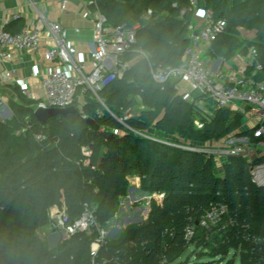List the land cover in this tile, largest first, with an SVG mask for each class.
Masks as SVG:
<instances>
[{
	"label": "trees",
	"instance_id": "obj_1",
	"mask_svg": "<svg viewBox=\"0 0 264 264\" xmlns=\"http://www.w3.org/2000/svg\"><path fill=\"white\" fill-rule=\"evenodd\" d=\"M240 1L214 0L215 17L225 19L227 25L211 42L213 52L227 57L237 50L247 54L255 46L263 65L258 78L263 79L264 17L255 14L264 11V0L243 2L253 16L236 24ZM92 7L111 24H140L133 50L124 55L125 59L137 55L134 49L142 48L149 52L154 65L181 61L194 15L190 0H96ZM147 8L153 10L151 18L141 19ZM238 26L255 30V38L242 39ZM5 29L14 32L8 25ZM177 83L171 80L162 89L151 77L148 60L138 59L122 77L99 91L116 117L106 110L96 115L100 102L90 93L85 95V110L99 127H105L103 130L90 127L80 112L51 117L41 124L30 104L9 99L14 115L0 120V264H92L91 244L97 231L70 235L51 248L39 233L50 223L49 210L53 205H65L69 222H73L87 202L93 204L99 223L104 224L117 212L129 176L134 174L141 177L144 191L163 192L165 196L161 202L152 200L146 220L129 225L120 240L109 239L102 245L96 264H204L180 258L207 233L200 221L219 202L229 209L225 219L243 218L251 235H264V188L254 184L250 174V166L263 162L264 156L249 163L244 154L228 155L224 174H220L213 156L136 134L118 121L117 117L125 116L130 107L141 104L139 115L126 120L137 130L155 126L164 135L191 143L220 139L232 130L256 140L252 129H241L243 112L217 108L208 119L178 92ZM137 94L140 100H136ZM17 115H30V119L16 121ZM196 119L204 123L202 128ZM16 127H22L21 133L15 132ZM116 127L122 128V133H113ZM37 133L44 134L45 139H36ZM84 146L92 151L89 164L84 163ZM190 226H194V235L187 240ZM239 226L236 221L229 227L218 253L239 250L240 264H264L251 251L254 245L242 237Z\"/></svg>",
	"mask_w": 264,
	"mask_h": 264
},
{
	"label": "built area",
	"instance_id": "obj_2",
	"mask_svg": "<svg viewBox=\"0 0 264 264\" xmlns=\"http://www.w3.org/2000/svg\"><path fill=\"white\" fill-rule=\"evenodd\" d=\"M92 2L96 1L92 0ZM66 3L67 0H59L57 6L64 9ZM190 4L194 12L199 11L197 0H190ZM152 14V8H147L141 14V19H150ZM16 17H19L18 13H11L4 18V24H0L1 59L10 60L18 51L38 57L42 47V30L38 26L26 27L17 32L6 30L5 24ZM202 17V24L199 27H194L189 23L187 32L189 44L181 61L176 65H154L150 61V54L144 49L137 48L134 50L138 56L148 60L151 77L160 84L162 89L171 80H184L192 86L199 96L203 97V100L213 102V110L200 106L202 113L208 119L211 118L217 108H229L242 112L240 108L242 105L259 111L260 114L256 115L258 120L255 124L249 119L250 123L252 122L250 129L253 130L255 142L250 140V136H238L236 138H232V136L229 138L230 136L227 135L223 140H230L232 143L238 140L239 143H234L228 149L219 150L221 152H212L213 150L209 148L198 147L188 141L170 140L163 136L137 130L126 123L127 114L123 117H117V119L125 128L136 134L207 155L217 153L227 157V155L244 154L247 146L251 147V145L253 148L264 149L262 147L264 145V78H258V73L263 70V65L258 60L257 49L255 46L249 48L237 71H222L211 67L202 55L203 45L216 40L225 31L227 22L223 18H216L213 10L207 11ZM139 26V23L134 25L127 23L111 24L108 18L99 12L93 25L91 49L82 60H76L68 46L67 29L62 26L59 20L49 21L48 30L51 41L45 51L44 58L49 62L54 61L56 65L42 72L41 87L44 92L42 96H36L31 91H25L26 94L34 98V103L31 105L33 113L37 108H66L74 105L83 118L93 117L85 112V95L90 93L101 104V108L99 107L95 112L96 115L101 116L106 110L115 116L100 97L99 91L131 67L130 61L125 59L124 55L133 50V45L136 42V31ZM76 30L79 31L78 28ZM87 61L92 65L90 70L86 69ZM19 73V65L17 62L13 63L1 71L0 81L2 83L17 81ZM11 111L8 98L0 91V120L5 121L12 118ZM249 117L251 118L252 115ZM195 123L200 128L204 125L199 119H196ZM28 126H24L21 130L25 131ZM101 128L104 129L105 127ZM113 133H122V128H113ZM35 137L40 141L45 139V135L42 133L35 134ZM245 144L247 145L245 146ZM83 153L87 157L85 162L89 164L88 157L92 153L91 149L84 146ZM250 174L252 182L258 187L264 188V161L252 164ZM164 196L163 192L140 191L139 196L133 194L129 200H123L120 207H124L127 203L133 205L137 201L141 202L147 199L149 203L152 200L161 202ZM147 208L148 213L151 207L146 206ZM95 209L94 206L85 202L81 216L73 222H69L65 212H58L54 215L55 227L62 229L68 236L80 232H91V230L97 231L96 238L91 244L92 264H96L95 257L100 247L109 240L111 227L115 226L119 217L118 212H116L112 218L104 224H100ZM227 209V205L223 202L212 205L211 209L202 217L200 225L208 229L219 224L227 213ZM193 235L194 226H190L186 230V239L190 240ZM253 237H255L254 252L264 261V235L255 234Z\"/></svg>",
	"mask_w": 264,
	"mask_h": 264
},
{
	"label": "crops",
	"instance_id": "obj_3",
	"mask_svg": "<svg viewBox=\"0 0 264 264\" xmlns=\"http://www.w3.org/2000/svg\"><path fill=\"white\" fill-rule=\"evenodd\" d=\"M58 1L59 0H0L1 25L4 24V18L7 15L11 13H18L19 17L13 18L11 21L5 24V26L8 25L9 28L14 32L26 27L38 26L42 30L41 34L43 37L42 47L40 48L38 57H34L32 54L23 51L15 52L14 58L10 60L1 59L0 57V74L3 69L10 67L13 63L17 62L20 67L19 79L17 81L8 83H2L0 81V91L8 98V105L9 98L16 101L20 100L19 95H21L20 92L22 91H24V93L25 91H31L36 96H42L44 94L41 87L42 72H45L47 68H51L56 65L54 61L49 62V60L44 58L45 51L47 50V47H49L48 45L51 41L48 30L49 21L59 20L62 26L67 29L68 46L72 50L73 56L76 60H82L91 49L90 42L92 40L94 21L98 13L101 11L98 8L92 7L94 3H91L92 0H67L64 9H60L57 6ZM196 13L197 12L194 13L190 23L194 27H199L202 24L203 17L202 15H198ZM76 28H78L79 31H77ZM241 35L243 36V33H241ZM83 47H87V49L84 50ZM202 49V55L207 60L208 64L211 67L215 69H221L222 71H237L240 67L243 56L246 55L240 52V50H237L234 52V55L231 59L219 55L215 56L217 54L213 52L211 43H205ZM138 59L142 58L136 55L132 56L128 60L132 66L138 61ZM235 59L238 60L237 63ZM190 87L188 85H183L182 80L178 81L177 83L178 92L186 99L188 98L187 100L190 102L195 103V105L199 107L198 109L201 110V107L204 106L208 110H212L213 102L209 100H203L196 93V91H194L191 85ZM136 100H140L139 94L136 95ZM210 102L211 105L208 106L207 103ZM135 106L139 107V111L132 112V109ZM142 107L143 105L141 104L133 105L125 112V114H127L128 117L137 116L139 115L140 109ZM240 108L244 114V118H246L249 123V119L254 122L256 115L260 114L259 111L253 109L246 111L242 105ZM249 115H252V117L250 118ZM99 128L103 130L101 127ZM84 163L88 164L87 162ZM139 178L140 176L138 174H134L130 178V190L133 194L135 191L140 189L138 188ZM136 209L137 206L129 205V203L120 209L119 217L123 218L124 223L119 220L118 217L116 222L119 229L127 228L128 224L131 222H138V220L141 222L144 219H147V215H149V212L147 213L148 208L145 210L147 214L137 217L138 219H135L136 215L134 213ZM65 210V205H63L62 208L57 205H53L49 210L50 223L54 224L55 214L58 212H65ZM39 233L44 239L47 240L48 245L51 248L59 244L60 241H58V239L61 237V235H63L64 238L69 237L62 229L58 227H51L50 229V224L43 227Z\"/></svg>",
	"mask_w": 264,
	"mask_h": 264
},
{
	"label": "rangeland",
	"instance_id": "obj_4",
	"mask_svg": "<svg viewBox=\"0 0 264 264\" xmlns=\"http://www.w3.org/2000/svg\"><path fill=\"white\" fill-rule=\"evenodd\" d=\"M245 1L246 0H241L240 1L239 8L237 9V13H238L239 16H238L236 24H238L242 20H245V19L250 18L251 16H253L251 13H249V11L245 10L244 3H243ZM213 2H214V0H197L199 11L196 14L204 16V14L207 11L212 10ZM161 14H164V12L163 13L161 12ZM255 16L259 17V18L264 17V11L261 12V13H256ZM238 30L240 31V33H243V36L241 37L242 39H254L255 38V30L245 29V28H242L240 26H238ZM83 49L86 50L87 47H83ZM145 51L147 53H149L147 50H145ZM218 55L219 56H223L222 54H217L215 56H218ZM233 55H234V53L227 54L226 56L228 57V59L229 58L231 59L233 57ZM235 61H236V63L238 62L237 59H235ZM86 66H87L86 67L87 70L92 68L91 67V63L89 61H87ZM123 75L124 74H122L120 77H122ZM182 84L183 85H188L190 87V85L184 80H182ZM20 94H21V95H19L20 96V98H19L20 100H18V99L17 100L19 101V103L21 105L22 104H25V105H27V104L29 105L30 104V105H32V103H34L33 102L34 98H32L30 95L24 93V91L20 92ZM200 98H203V97L200 96ZM207 105L210 106L211 102L207 103ZM198 108L199 107H197V109ZM244 109L246 111L249 110V108H247L246 106H244ZM132 110H133L132 112H137V111H139V107L135 106V107H133ZM14 112H15L14 110L11 111V115L12 116L14 115ZM85 112L88 113L86 110H85ZM234 112H240V111L232 110V113H234ZM18 119H20V121L25 120L27 122L30 119V115H25L24 117H21L20 115H17L15 120L17 121ZM257 120H258V118L254 119V124L257 122ZM251 125H252V122L249 123V121L246 118H244V117L242 118V120H241V129H249ZM20 128H22V127H20ZM20 128L16 127L15 128V132L16 133H21ZM198 128H200V127H198ZM144 131L149 133V134H155L157 136L166 137L167 139H170V140H173L175 138H180L181 141H184V142L189 141V140H187L185 138H182V137H179V136L176 137V136H172V135H169V136L168 135H164V134L161 133V130H159L155 126H151V127L147 128V129H145ZM236 133H237V130H232L228 134L230 136L229 138H231L232 136H233L232 138L238 137L239 135H237ZM223 139H224V137L220 138V139L210 138V139H206V140H203V141H195L192 144L196 145L198 147H202V148H209V149L213 150L212 152H216V151L218 152L221 149H225V148L228 149V147L229 146H233L234 143H239L238 140H235L232 143L230 140L225 141ZM250 140L252 142H255L252 139H250ZM246 145L247 144H245V146ZM262 147H264V145ZM219 152H221V151H219ZM210 155L213 156L212 158L215 161L216 171L218 173H220V174H224L228 157L223 156L222 154L219 155L217 153H213V154H210ZM244 155H245V157L248 158L247 159L248 162L251 163L255 158L264 156V149L253 148L252 145H251V147L247 146L246 150L244 151ZM131 177H132V175L130 176V178ZM130 178H129V184L127 186V190L125 189L126 190L125 193L123 195H121V198H120V201H119V208L117 210L118 214H120V209H121L120 203L123 200L127 201V200L130 199V197H132L133 193L130 190V185H131ZM141 184H142V179L140 177L139 178V183H138V185H139L138 188H140V189L138 191H135V193H134L135 195L139 196V192L140 191H144L142 189ZM133 198H134V196L132 197V199ZM146 202L149 203V200L148 199L147 200H142L141 202L137 201L135 204H133V206H137V209L135 210V213H134L136 215L135 219H138L137 217H139V216H144V214H147L145 212V210H146L145 207L146 206H148V207L150 206L151 207V203L152 202L150 201L149 204L146 203ZM91 206H93V204H91ZM150 210H151V208H150ZM119 220H121L122 222L124 221L123 218H120V217H119ZM132 221H134V220H132ZM236 221L240 222V226L239 227H240V233H242V237H244L246 240H249L252 243L251 245H253L255 237H253V235H251V233H249V230L247 229L248 227L246 226L247 223H246L245 219L239 217L236 220L235 218L233 219V216L232 217L230 216L228 219L223 218V220L219 224L214 225L211 228L206 229L207 233L199 236L198 239L195 240L194 245L189 246L187 248V250L181 256L180 260L189 259L191 262H197L198 261V262H204V264H240V262H239V259H240L239 252L240 251L239 250L231 249L228 252L227 255H225L223 253L222 254L218 253V250H220V244L224 242L222 237H224V235L226 236V234H227V232L229 230V227L233 225V222L236 223ZM138 223H140L139 220H138V222L129 223L128 226L131 225V224H138ZM49 224H50V229H51V227H55V225H56L55 221H54V224H52V223H49ZM125 230H126V228L119 229L117 227V222H116L115 226L111 227L110 238L109 239L111 241L120 240L122 238V236L124 235ZM63 238H64L63 235H61V237H59V239H58V241H60L59 243H61L62 241H64L68 237H66L64 239ZM224 238L227 239V236L224 237ZM45 241L47 242L46 239H45ZM47 244H48V242H47ZM251 247H252L251 251L254 252V246H251ZM169 264H178V261H176L174 263H169Z\"/></svg>",
	"mask_w": 264,
	"mask_h": 264
},
{
	"label": "water",
	"instance_id": "obj_5",
	"mask_svg": "<svg viewBox=\"0 0 264 264\" xmlns=\"http://www.w3.org/2000/svg\"><path fill=\"white\" fill-rule=\"evenodd\" d=\"M78 113V108L74 105L66 107V108H57V107H49V108H37L34 111V115L37 120L41 124H45L48 122V119L51 117H55L58 115H68ZM88 125L94 129H99V124L93 117H88L86 119Z\"/></svg>",
	"mask_w": 264,
	"mask_h": 264
}]
</instances>
